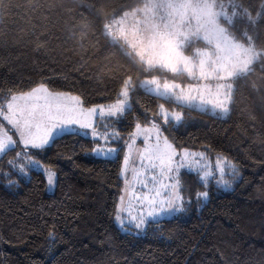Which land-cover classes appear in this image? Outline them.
<instances>
[{"label": "trees", "instance_id": "16d2710c", "mask_svg": "<svg viewBox=\"0 0 264 264\" xmlns=\"http://www.w3.org/2000/svg\"><path fill=\"white\" fill-rule=\"evenodd\" d=\"M92 2L5 0L0 18V97L43 83L51 91L80 96L88 107L115 101L122 81L113 69L132 75L134 83L150 77L123 72L130 65L102 34L104 21H97L86 7ZM102 2L109 17L122 6L130 10L142 4V0ZM250 2L254 9L259 7L260 0ZM80 27L88 33L83 47L78 42ZM73 30L77 39L72 38ZM258 32V43H264V23ZM254 67L246 81L238 82L240 91L224 119L165 104L183 114L184 125L164 133L177 149L206 152L211 160L223 154L238 166L240 176L231 190L209 184L208 201L198 205L195 194L204 189L194 174L181 170L192 203L141 235L121 232L114 220L123 188V143L119 157L111 162L90 154L94 144L89 137L66 136L46 147L36 158L56 172L53 192L46 191L40 170L22 177L10 167L15 151L0 157V169L12 172L9 178L18 181L9 187L0 175V264H264V88L260 87L264 71L258 64ZM253 82L259 90L252 88ZM139 99L150 116L165 103L142 90ZM134 127L131 120L117 125L124 140Z\"/></svg>", "mask_w": 264, "mask_h": 264}, {"label": "snow or ice", "instance_id": "6c2138e0", "mask_svg": "<svg viewBox=\"0 0 264 264\" xmlns=\"http://www.w3.org/2000/svg\"><path fill=\"white\" fill-rule=\"evenodd\" d=\"M86 7L97 21H104L102 34L126 57L130 68L123 72L147 73L150 78L134 83L132 75L113 69L122 83L115 101L107 105L85 107L80 96L51 91L43 83L28 92L0 97V117L10 126L6 129L0 122V157L15 151L10 167L22 177L39 169L52 189L56 172L36 158L46 147L66 136L89 137L94 144L90 154L111 162L119 157L123 143L128 149L121 167L125 187L114 219L121 232L141 235L192 203L181 169L194 174L204 189L195 194L198 205L208 201L209 184L231 190L239 178L238 166L223 154L216 155L212 166L206 152L178 151L164 133L182 127L183 114L165 104L210 112L220 119L229 115L240 91L238 82L246 81L257 64L264 71V43H258L264 0L255 9L250 0H142L130 10L123 6L113 10L110 17L102 0ZM4 9L5 0H0V18ZM87 35V28L80 27V47ZM72 38L77 39L75 30ZM260 87L264 88V79ZM252 88L259 90L256 82ZM141 90L165 102L157 106L155 115L150 116L141 103ZM130 120L135 127L124 140L117 125ZM138 138L143 140L142 149L135 147ZM0 175L9 187L17 186L18 181L9 178L12 172L0 169ZM49 238L54 240V233Z\"/></svg>", "mask_w": 264, "mask_h": 264}, {"label": "rangeland", "instance_id": "374dc122", "mask_svg": "<svg viewBox=\"0 0 264 264\" xmlns=\"http://www.w3.org/2000/svg\"><path fill=\"white\" fill-rule=\"evenodd\" d=\"M122 14V13H121ZM145 78H150V77H144V78H142L141 80H143V79H145ZM35 87H37V86H35ZM26 92H28V91H26ZM54 92H57V91H54ZM20 93H23V92H20ZM64 93H67V92H64ZM73 95V94H72ZM75 96V95H74ZM114 102V101H113ZM110 103H112V102H110ZM110 103H107V104H110ZM107 104H104V105H107ZM97 105H99V104H97ZM88 107H91V106H88ZM170 111H174V112H179V111H177V110H170ZM0 120L6 125V127L7 128H10V126L9 125H7V122L6 121H3L2 120V117H0ZM5 127V126H4ZM5 127V128H6ZM6 128V129H7ZM134 130V129H133ZM9 134H12L11 132H9ZM14 139H18V137H16V136H14ZM153 140H154V137H153ZM22 147V146H21ZM135 147H137V148H143L144 147V145H143V140H142V138H138L137 140H136V143H135ZM181 149H183V148H180V149H177L178 151L179 150H181ZM127 151H128V149L125 147V149H124V156H125V154L127 153ZM191 151V150H190ZM192 152H202V151H192ZM124 156H123V159H124ZM208 162L212 165V166H214L215 165V160H211V159H209L208 158ZM122 164H123V160H122ZM122 164H121V167H122ZM137 166H139L138 164H137ZM52 169V168H51ZM36 170H39V169H36ZM181 170H185V169H181ZM44 175V174H43ZM128 177L129 178H131V173H129L128 174ZM45 178V177H44ZM123 178V177H122ZM45 184H46V191L47 192H53L54 191V188H52V189H49L48 188V186H47V183H46V180H45ZM124 187H125V183H124V178H123V188H122V191H121V194H120V196H119V200H118V203L120 202V197H121V195H124V192H123V189H124ZM127 202V201H126ZM117 203V204H118ZM176 213H174L173 215H175ZM167 217H170V216H167ZM165 218V217H164ZM115 220V219H114ZM115 223H116V221H115ZM117 224V223H116Z\"/></svg>", "mask_w": 264, "mask_h": 264}]
</instances>
